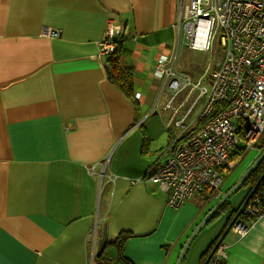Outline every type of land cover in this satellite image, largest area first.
<instances>
[{"label": "crops", "instance_id": "crops-1", "mask_svg": "<svg viewBox=\"0 0 264 264\" xmlns=\"http://www.w3.org/2000/svg\"><path fill=\"white\" fill-rule=\"evenodd\" d=\"M177 14L178 0H0V264L175 263L218 201L200 193L175 210L157 185L137 181L166 158L191 104L181 93L168 106L153 72L161 56L180 52ZM111 19L134 68L136 111L100 55ZM245 195H233L230 210ZM230 210L199 233L182 264H199ZM121 233L130 234L123 260ZM222 242L224 264H264V216L244 235L231 227Z\"/></svg>", "mask_w": 264, "mask_h": 264}, {"label": "built area", "instance_id": "built-area-1", "mask_svg": "<svg viewBox=\"0 0 264 264\" xmlns=\"http://www.w3.org/2000/svg\"><path fill=\"white\" fill-rule=\"evenodd\" d=\"M174 33L177 48L207 52L217 37L223 48L207 87L180 73L175 57L161 56L154 69L168 91V106L185 90L193 97L184 117L174 124L181 133L166 145V158L137 180L157 185L167 195L166 205L176 210L206 190L219 200L224 175L234 170L240 147L246 153L261 148L257 145L264 138V0H178ZM122 38L121 25L109 20L100 55L111 53L114 40ZM200 103L195 121L210 119L184 136L188 131L185 120ZM240 124L246 127L242 137L236 129ZM95 169L96 165L91 171L105 178L103 169ZM112 179L106 177L109 182ZM263 216L264 195L251 196L232 227L244 235ZM226 257L221 242L206 264H224Z\"/></svg>", "mask_w": 264, "mask_h": 264}, {"label": "trees", "instance_id": "trees-1", "mask_svg": "<svg viewBox=\"0 0 264 264\" xmlns=\"http://www.w3.org/2000/svg\"><path fill=\"white\" fill-rule=\"evenodd\" d=\"M123 41H124L123 38L114 40L113 51L111 53L105 55L103 63H104L106 71L108 72V77H109L111 84L123 95V97H125L132 104L134 110L136 111L138 109V104H137L136 94H135V90H134V68L129 62L122 59V42ZM209 119L210 118H203L201 120H196L194 125L192 126V128L188 129V131L184 134V136H186V135L190 134L191 132L195 131L196 129H198L200 126L205 124ZM245 128L246 127H242L241 124L238 127H236L237 133L241 137L245 131ZM257 146H261V148H259V153H258V156H259L261 154L263 148H264V138L259 141V144ZM245 153L246 152H244V147L242 145L240 147L239 151L236 152L235 159L238 160V159L242 158L245 155ZM230 172L231 171H228V172H226V174L230 173ZM263 172H264V160L258 165L257 169L251 174V176L248 178V180H246L245 183L243 184V186L241 187L242 190L246 189L245 197L247 196L248 192L258 182V180L260 179ZM230 188H227L224 191V193H226ZM212 193H213L212 191L206 190L205 200L209 199L210 196L212 195ZM254 195H264V177L260 181V183L257 185L252 196H254ZM216 203H217V201H216ZM230 207L231 206H230L229 201L224 203L220 207V209L214 214V216L211 218V220L206 225V227L209 224H211L213 221H216L223 214H225L226 211L230 210ZM238 208L235 210H230L231 211L230 215L227 218L226 224H225L223 230L221 231L220 235L222 234V232L224 231V229L226 228V226L228 225L230 220L233 218V216L236 214ZM220 235L214 240V242L211 243V245L207 248V250H205V252L200 256L199 264H202V262L205 260V258L207 257V255L209 254V252L211 251V249L213 248V246L215 245V243L219 239ZM129 236H130V234H128V233H121V234H119V236L115 242L118 253H119L122 260H123V258L121 256L122 245H123V242L129 238Z\"/></svg>", "mask_w": 264, "mask_h": 264}, {"label": "rangeland", "instance_id": "rangeland-1", "mask_svg": "<svg viewBox=\"0 0 264 264\" xmlns=\"http://www.w3.org/2000/svg\"><path fill=\"white\" fill-rule=\"evenodd\" d=\"M175 23H177V18H176ZM179 49H180V52H178V55L176 56V65H175L177 67L176 69L180 73H184V74H187L188 76H190L191 79L195 82L199 81L200 83H203V84L208 83L210 72L214 69L217 60L222 58V56H223V48L219 44L218 37L213 41L212 49L210 51H207V52L191 50V49H188L187 47H181ZM157 61L155 62L154 66H153V72H154ZM204 86L207 87V84ZM185 91L186 92H184L183 94H186V95L188 94V100H189V104H190V102L193 99L192 94H190L188 92V90H185ZM179 94H181V92L178 93V95ZM166 97H165V99H166ZM181 100L182 99H180V98L176 99L173 102L174 104L172 103L170 106L176 105ZM189 104L187 105V107L189 106ZM198 105H201V103ZM191 110H194V108ZM191 112L192 111H190V113ZM197 112H198V108L196 110H194L193 113L191 114V116L185 120L187 125L190 124L189 129L192 128V126L195 123L194 120L196 118L195 116L197 115ZM174 133L179 135V131H174ZM258 153H259V150L257 148H253L250 151H248L247 153H245V155L242 158H240L238 160L235 159L234 170H232L230 173H227L224 175V181L220 187L221 194H223L227 188H230L233 184H235V182L241 177V175L246 171V169L256 159V157L258 156ZM245 190L240 189L232 198H235L236 196L240 197ZM213 223H211V224H213ZM212 241L207 245V247L204 250H207V248L212 243Z\"/></svg>", "mask_w": 264, "mask_h": 264}, {"label": "water", "instance_id": "water-1", "mask_svg": "<svg viewBox=\"0 0 264 264\" xmlns=\"http://www.w3.org/2000/svg\"><path fill=\"white\" fill-rule=\"evenodd\" d=\"M264 160V148L261 152V154L252 162V164L246 169V171L241 175V177L235 182V184L226 192L224 193L221 198L217 201L215 205H213L209 211L203 216V218L199 221V223L192 229L190 234L187 236L185 239L184 243L182 244L180 248V252L177 256V260L175 261L174 264H182L186 255L188 254L189 248L195 238L199 235V233L206 227V225L209 223L211 218L214 216V214L220 209V207L229 201L233 195H235L243 186L246 180L251 176V174L257 169L258 165ZM264 177V172L262 173L260 179L258 182L255 184V186L248 192L247 196L244 198V200L241 202L239 205V208L236 212V214L233 216V218L230 220L222 234L220 235L219 239L205 258V260L202 262V264H206L214 251L216 250L217 246L222 242L224 239L225 235L227 232L231 229L233 226V223L235 220L239 217L243 207L245 206L246 202L251 198L253 195L257 185L260 183V181ZM105 236H106V230L105 227L103 228L102 231V236L101 238L97 241V249H100L104 242H105Z\"/></svg>", "mask_w": 264, "mask_h": 264}, {"label": "flooded vegetation", "instance_id": "flooded-vegetation-1", "mask_svg": "<svg viewBox=\"0 0 264 264\" xmlns=\"http://www.w3.org/2000/svg\"><path fill=\"white\" fill-rule=\"evenodd\" d=\"M222 230H223V229H222ZM220 233H221V232H220ZM219 235H220V234H219ZM219 235H218V236H219Z\"/></svg>", "mask_w": 264, "mask_h": 264}]
</instances>
